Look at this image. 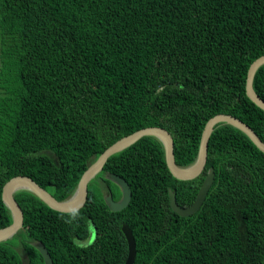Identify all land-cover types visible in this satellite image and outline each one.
<instances>
[{
  "label": "trees",
  "instance_id": "1",
  "mask_svg": "<svg viewBox=\"0 0 264 264\" xmlns=\"http://www.w3.org/2000/svg\"><path fill=\"white\" fill-rule=\"evenodd\" d=\"M262 55L264 0H0V229L12 222L1 197L8 180L28 177L64 201L106 148L144 128L170 133L181 168L195 162L218 114L264 142V111L245 93ZM252 87L264 100V65ZM210 169L200 209L172 212L168 192L188 207ZM109 174L131 189L118 212L105 202L121 197ZM13 197L23 224L0 242V264H44L36 243L53 264H124L123 224L134 264H264V154L227 123L213 127L192 180L174 178L162 143L146 136L108 158L75 212L54 211L28 190ZM88 230L91 243L78 244Z\"/></svg>",
  "mask_w": 264,
  "mask_h": 264
},
{
  "label": "water",
  "instance_id": "2",
  "mask_svg": "<svg viewBox=\"0 0 264 264\" xmlns=\"http://www.w3.org/2000/svg\"><path fill=\"white\" fill-rule=\"evenodd\" d=\"M262 65H264V55L260 56L250 64L246 74L245 93L251 102L264 111V100L254 92L252 87L254 75ZM218 123H227L242 131L258 148V150L264 154V142L261 141L258 135L248 125L231 115L218 114L210 118L204 126L195 162L191 166L181 168L175 163L173 153L174 144L170 133L160 127L144 128L119 139L106 148L104 152H102L97 158V160L92 163L83 173L79 180L77 189L70 200H55L50 193L41 188L32 179L25 176H17L8 180L2 187L1 197L2 201L11 212L12 222L10 225L0 229V242L10 239L17 231L21 229L23 224L22 210L13 197L15 192L18 190H28L37 196L50 209L60 213L74 211L84 203L87 195L88 182L98 172L101 171L108 158L133 145L142 137H154L162 143L165 152L166 166L174 178L181 181H187L198 177L205 167L209 137L212 133L213 127ZM107 178L118 186L121 192V197L118 201H114L109 195L106 197L105 202L111 211H121L130 203L131 189L127 182L116 174H109ZM213 178L214 172L213 169H210L197 191L195 200L186 208L180 207L176 202L175 195L169 191L168 204L172 212L180 217H188L196 213L200 209L210 187L212 186ZM121 230L127 242V257L124 264H134L136 256V244L132 231L126 224L122 225ZM34 247L40 253L44 264H53V261L43 244L36 243L34 244Z\"/></svg>",
  "mask_w": 264,
  "mask_h": 264
},
{
  "label": "flooded vegetation",
  "instance_id": "3",
  "mask_svg": "<svg viewBox=\"0 0 264 264\" xmlns=\"http://www.w3.org/2000/svg\"><path fill=\"white\" fill-rule=\"evenodd\" d=\"M89 182H90V181H89ZM89 182H88V183H89ZM87 185H88V184H87ZM96 185H97V189L99 190V192H101L102 194H104V191H105V183H104V181H103L102 179H100V180L97 181ZM77 186H78V185H77ZM47 192H48V191H47ZM48 193H49V192H48ZM73 195H74V194H73ZM73 195H72V196H73ZM72 196H70L68 199H66V200H64V201L70 200ZM86 197H87V195H86ZM53 198L56 200V197H55L54 192H53ZM86 199H87V198H85L84 203H83L79 208H77V209L74 210V211L68 212V213L75 212V211L79 210L81 207H83L84 204L86 203ZM113 200H114V201H118L119 199H117V200L113 199ZM57 201H58V200H57ZM69 230H70V227L67 229V231H69ZM92 239H93V236H91V232H89V230H88V234H86V236L83 237L82 240H78L77 242H78V244H80V245H87V244H90V243H91Z\"/></svg>",
  "mask_w": 264,
  "mask_h": 264
},
{
  "label": "rangeland",
  "instance_id": "4",
  "mask_svg": "<svg viewBox=\"0 0 264 264\" xmlns=\"http://www.w3.org/2000/svg\"><path fill=\"white\" fill-rule=\"evenodd\" d=\"M93 240V239H92ZM23 256V255H22Z\"/></svg>",
  "mask_w": 264,
  "mask_h": 264
}]
</instances>
